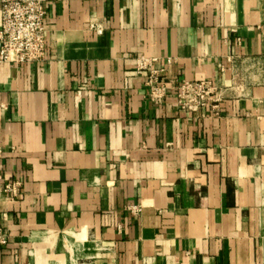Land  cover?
<instances>
[{
	"label": "crops",
	"instance_id": "1",
	"mask_svg": "<svg viewBox=\"0 0 264 264\" xmlns=\"http://www.w3.org/2000/svg\"><path fill=\"white\" fill-rule=\"evenodd\" d=\"M43 1L46 57L0 63V264H264V0Z\"/></svg>",
	"mask_w": 264,
	"mask_h": 264
},
{
	"label": "built area",
	"instance_id": "2",
	"mask_svg": "<svg viewBox=\"0 0 264 264\" xmlns=\"http://www.w3.org/2000/svg\"><path fill=\"white\" fill-rule=\"evenodd\" d=\"M2 26L0 28V63L39 62L46 57L47 9L43 0H1ZM98 32H102L101 29ZM159 57L141 56L137 59V72L147 74L146 85L150 97L161 102L176 95L181 109L199 112L216 101L219 87L208 80L168 79L167 66L173 60L168 58L165 66H159ZM19 183L9 182L3 191L17 194ZM141 212L140 206L130 208ZM8 234L0 228V247L8 244Z\"/></svg>",
	"mask_w": 264,
	"mask_h": 264
}]
</instances>
